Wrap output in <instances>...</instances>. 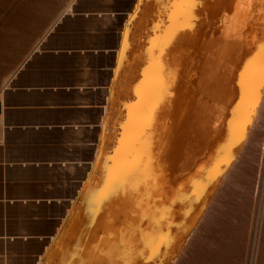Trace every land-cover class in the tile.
I'll return each mask as SVG.
<instances>
[{"label":"bare ground","instance_id":"6f19581e","mask_svg":"<svg viewBox=\"0 0 264 264\" xmlns=\"http://www.w3.org/2000/svg\"><path fill=\"white\" fill-rule=\"evenodd\" d=\"M131 17L116 73L131 65L122 88L136 101L124 103L115 165L94 163L107 172L88 174L68 229L33 264H163L248 142L263 95L264 0H138Z\"/></svg>","mask_w":264,"mask_h":264},{"label":"crops","instance_id":"0c3cea01","mask_svg":"<svg viewBox=\"0 0 264 264\" xmlns=\"http://www.w3.org/2000/svg\"><path fill=\"white\" fill-rule=\"evenodd\" d=\"M137 3L0 0V13L11 15L0 51L16 61L0 90V264L38 259L100 162Z\"/></svg>","mask_w":264,"mask_h":264},{"label":"rangeland","instance_id":"374dc122","mask_svg":"<svg viewBox=\"0 0 264 264\" xmlns=\"http://www.w3.org/2000/svg\"><path fill=\"white\" fill-rule=\"evenodd\" d=\"M10 17V14L0 13V28L9 26L10 22L7 19ZM131 19L130 15L128 27L132 26ZM144 29H146V31L144 30L146 36L152 33V30L151 32L147 31V27ZM135 36L132 33L129 35L132 43L137 42ZM130 51V48L125 50L126 57L131 55ZM13 55L0 51V90L13 70L11 64L16 62L12 58ZM126 69L129 73L131 65L125 64L123 68L121 67L119 70L121 73L113 82L110 90L107 134L103 137L105 146L101 149L103 153L99 158L101 164L106 159L114 164L115 157L113 156L117 151L119 138L122 134V123L127 116L126 105L136 101L134 99L136 94H125L122 88L123 77L128 74ZM138 78L139 76L136 75L129 79V85L132 87L134 80L136 81ZM262 89L261 95L262 93L263 95L260 97L261 100L259 99L261 106H258L259 103L257 104V109L260 107V112L257 110L259 115L256 111V120L253 121L255 124L252 123L249 129L251 131V133L248 132L249 137L246 135L248 142L244 141L245 143L242 144L246 146L243 148L241 145L239 152L230 164V168L228 167L229 170L219 178L217 186L207 199L202 212L198 214V217L192 223L193 227L190 226L183 237L180 238L176 249L162 259L163 264H264V106L262 107V104H264L262 99L264 98V85ZM109 132L112 133V136ZM93 166L94 164L92 165L94 172L92 174L99 176L102 171L107 172V169H93ZM113 169L115 167L112 168L111 175H114L115 170ZM79 192L72 199L71 205L76 201V198L80 200ZM79 205L80 201L74 202V207ZM70 208L71 206L67 211L60 213L59 225L61 227L58 226L57 233L55 232L50 238V243L43 245V253L51 246L56 235L65 233L68 229L69 221L66 224L63 222L69 217L70 211L72 213L77 211L76 209L70 210ZM42 252L37 260L29 257L26 263L38 262L43 255Z\"/></svg>","mask_w":264,"mask_h":264}]
</instances>
